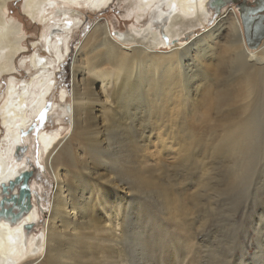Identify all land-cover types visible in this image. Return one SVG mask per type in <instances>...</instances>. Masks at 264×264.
<instances>
[{
  "label": "rangeland",
  "instance_id": "374dc122",
  "mask_svg": "<svg viewBox=\"0 0 264 264\" xmlns=\"http://www.w3.org/2000/svg\"><path fill=\"white\" fill-rule=\"evenodd\" d=\"M25 1L7 0L3 17L7 22H18L21 27L18 34L21 36V48L14 57V67L0 76V143L3 142V146L6 141L1 109L9 83L12 82L20 91L23 84L36 78L41 70L31 64L35 54L46 62L55 58L53 52L48 51L44 36L57 41L64 35L68 38L65 58L53 69L55 88L47 95L45 105L37 115H31L30 104L27 105L30 122L21 130L20 141L13 150V158L25 163V169H37L32 184L33 202L39 216L30 234L37 237L45 233L44 224L51 213L57 186L56 177L47 162L49 150L41 151L37 135L58 131L54 141L58 146L53 148L52 155L62 149L61 155L67 153L70 159L57 162L52 167L65 174L67 185L76 195L74 198L85 197L90 184L92 194L96 188L107 191L106 211L109 212L108 206L117 196L123 207L119 215V233L114 237L108 229H102V224L109 225L104 222L108 212L103 211L95 197V210L100 209L101 215L88 226H76L79 238L72 251L78 259L73 264H264V258H261L264 257V89H258L248 110H234L231 117L235 119L231 123L237 127L226 132L228 135L221 131L212 132L220 124L225 107L217 111L208 100L226 88L232 97L229 109L243 103L246 89L234 84L233 71L218 78L210 77L211 81L205 82L211 90L208 99L203 93L206 86L200 85V94L196 98L200 97L198 100L202 105L188 108L180 104L168 116H155V113L148 116L145 110L149 98L144 95L142 102L146 109L142 110L141 106L136 110L137 118L129 119L135 142L128 144L126 140H120L123 136L119 130L107 127L110 123L100 119L103 107L99 84L94 87L99 100L89 105L93 107L89 118L82 119L76 110L71 116L63 115L59 105L74 107L72 73L78 67V72L83 70L81 67H84L85 55L89 54L88 48L99 40L82 45L93 26L97 22L101 25L106 23L108 34L114 36L130 32L131 26L144 28L149 15L137 21L134 15L129 14L130 0H110L98 9L90 7L89 0H77L74 4L63 0H51L50 4L45 0L41 5L44 10L42 13L38 11L35 20L25 12ZM208 9V21L193 29V33L187 32L180 40L148 53V56H155V59L153 56L150 59L157 64L128 60L122 73L131 75L137 85H144L143 88L147 78L167 79L166 76L175 74L162 64V60L171 56L168 51L173 46L190 45L194 38L206 35L217 24L223 25L221 37L211 44L216 49L224 46V42L231 39V17L234 14L238 17V11L233 2L217 7L210 5ZM64 26H68L69 31ZM131 45L123 44L127 49ZM247 48L251 54L258 52L256 48ZM120 49L119 46L115 48L118 52ZM95 52L98 56L105 55L103 47ZM191 55H194L192 50ZM202 63L208 65L206 60ZM103 66L109 67L106 63ZM60 91L64 92V98H60ZM249 100L246 98V102ZM110 101L113 106L114 100ZM141 112L146 113L143 119ZM241 130L246 134H238ZM219 140V146L225 149L218 148L220 151H217ZM127 166L141 170L153 185L144 187L128 182L120 173ZM233 170L237 173V180L231 184L230 190L223 189ZM164 192L171 193L170 201L163 199ZM63 246L65 250L69 248L67 244ZM44 253L41 249L17 264H48ZM56 257L51 264L70 262Z\"/></svg>",
  "mask_w": 264,
  "mask_h": 264
},
{
  "label": "bare ground",
  "instance_id": "6f19581e",
  "mask_svg": "<svg viewBox=\"0 0 264 264\" xmlns=\"http://www.w3.org/2000/svg\"><path fill=\"white\" fill-rule=\"evenodd\" d=\"M6 1L0 0V76L4 72L13 69L14 57L21 48V36L18 35L21 33L20 25L13 20L7 22L3 18ZM43 1L45 2V0H26L23 8L29 16L35 19L37 18V14H39L38 11L41 10L40 13H42L44 10L43 6H41ZM64 1L73 4L77 2V0ZM109 1L89 0V3L90 7L98 9ZM219 1L223 3H219ZM229 1L212 0V3L221 6ZM49 2L51 4L52 1L49 0ZM212 3H210V0H130L129 6L131 8L129 9V14L134 15L137 21L147 14L149 15V19L142 29L131 26L130 32L114 36L108 34L106 23L101 25L97 22L84 38L82 45L84 47L87 46L89 41L97 38L99 40L88 48L89 54L85 55L84 67H81L83 72H78V68L80 67L77 66L78 70L75 67V71L72 73L74 107L72 109L71 106L69 108L67 105L60 104L61 114L71 116L72 111L76 110L82 119L89 118L91 116L90 111L93 108L89 105L92 101L99 100L98 92L96 93V89L94 90V87L99 84V92L101 94L99 95L101 96V106L103 107L101 121L109 122L110 126L107 127H114L119 130L123 136L120 138L121 141L126 140L128 144H134V129L129 119L133 120V118H137L136 110L141 109V106L142 110L146 109L142 102L144 95L149 98V104L145 110L148 116H152L153 113H155V116L157 114L168 116L170 111L180 104L188 108H196L202 105L198 100L200 97L196 98V95L200 94V85L206 86L203 93L206 99H208L211 90L208 85H205V82L207 80L211 81L210 77L218 78L224 73L227 74L228 71H233L234 84L246 89L247 94L245 93L243 103L229 109L232 97L230 91L226 88L221 90L214 98L208 100L209 105L217 111L225 107L223 114H221L222 119L220 124L212 132L221 131L225 135H228L226 132L233 131L237 127L231 123L235 119V117H231L234 110L238 112L248 110L249 104H253L250 101L255 97L258 89H264V38L256 48L258 52L251 54L247 48L248 46H245L246 42L238 18L239 16H236L237 14L231 17L233 19L229 23L231 39L225 41L224 46L216 49L211 44L216 38L221 37L222 24H217L215 27L209 29L206 35L194 38L195 40L191 41L192 43L190 42L191 44L189 43L190 45L188 46H173L168 51L170 52L168 54L171 56L162 60L163 67L165 66L167 69L175 71V74L166 76L167 79L159 81L152 77H146L147 81L145 88H143L142 86L144 85H137L131 75H126V72L122 73L126 69L125 66L128 60L135 63L144 61L151 65L157 64V61L154 62V60L150 59L152 56L155 59V56L153 54L152 56L151 54L148 56V53H152L158 47L167 45L170 42L180 40L187 32L193 33V29L208 21L210 14L208 8ZM57 20L59 21L60 19L57 18ZM66 29L68 30V28ZM54 31L58 30H52L51 32ZM43 38L48 51H52L55 58L46 62L45 59L35 54L31 58V64L34 68L41 70L36 78L29 83L23 84L20 91L14 87L12 82L9 83L6 90V99L1 109L2 126L5 129L4 141L6 142H4V146L3 142L0 143V187L1 184H7L8 180L14 179L19 172L27 168L25 167V163L17 162L13 158L14 147L20 141L21 130L30 122V114L37 115L42 111L47 95L52 93L53 88H55V81L53 80L55 72L53 69L65 58L68 49V38L65 35L63 39H58V41L52 40L47 36ZM126 43H132L129 49L123 46ZM118 46L121 48L120 53L115 50ZM101 47H103L104 56H98V53L95 52ZM191 50L194 52L193 56L191 55ZM74 59L76 60L75 57ZM204 60L208 62L207 66L203 65L202 62ZM103 63H106L109 67H104ZM46 64L49 65L50 70ZM182 68H184V71ZM214 68L217 72H213ZM123 75L125 76L123 77ZM130 77L131 79H127ZM60 92V98H64V92ZM246 98H250V100L246 102ZM110 99L114 100L113 106ZM28 104H30V114L27 109ZM146 113L141 112L142 119ZM242 133L246 134L242 130L238 134ZM57 136L58 131L50 133L41 132L37 135L41 151L49 150L47 162L51 167L53 175L56 177L57 185L53 194L52 210L44 224L45 233L37 237H33L30 234L39 216L38 208L35 206L36 203L33 202L34 189L31 180L30 208L14 222H10L9 219L0 216V264H17L20 261L31 258L35 255V252L41 249L45 251L44 255L46 254L45 258H47L45 261L48 264L53 263V259L57 254H61L59 256L62 258L69 259L70 262L64 264H73L78 259V255L72 251L74 250L73 245H76L79 238L76 226H88L94 219H99L101 215L100 209L99 211L97 208L95 210V197H97L98 205L104 209L103 211H106L105 205L108 201L106 197L107 191L96 188L93 191L95 194H92L89 184L86 188L88 194L86 192L85 197L81 198L77 196L74 198L76 195L72 193L70 187L67 185L65 174L62 175L59 169H53L52 166L55 163L70 159L67 153L61 155L62 149H60L59 153H56L54 156L52 155L53 148L58 146V144H54ZM218 142L217 146L220 145V140ZM215 143L217 142L215 141ZM217 146L216 149L224 148V146ZM219 149L217 151H220ZM32 170L35 172L37 169ZM64 171L66 172V170ZM120 173L131 184H142L144 187H151L153 185V181L143 176L141 170L139 171L135 166H127L123 170H120ZM236 178V171H231L228 179L225 178L227 180L224 182L225 187L223 189L227 188V190H230L231 184L234 180H237ZM81 184L83 185V182ZM75 189L78 191L77 188ZM86 189L83 186V192ZM16 190L14 188L11 192H17ZM1 195L0 191V198ZM162 196L166 202L172 199L169 192H164ZM111 205L108 206L109 212L106 211L108 212L106 221L103 220L109 223V225L107 227L105 224H102V229H108L110 234L116 237L118 236V227L121 223L119 215L123 207L118 196L114 197ZM25 224H32V227L27 230L24 228ZM70 236L71 239H67ZM68 242L72 244H68ZM64 244H67L69 248L65 250Z\"/></svg>",
  "mask_w": 264,
  "mask_h": 264
},
{
  "label": "water",
  "instance_id": "95a60500",
  "mask_svg": "<svg viewBox=\"0 0 264 264\" xmlns=\"http://www.w3.org/2000/svg\"><path fill=\"white\" fill-rule=\"evenodd\" d=\"M219 3H223L219 1ZM244 2L240 3L239 9V17L241 20V24L243 27L244 38L246 45L249 48H257L264 38V18L260 19V23H262L263 30L258 36H252L248 34L246 29L247 17L254 16L256 12L248 11L244 9ZM211 5V4H210ZM212 6V5H211ZM264 8V5L262 6ZM260 8L261 10L263 8ZM261 13V12H260ZM258 15V12H257ZM251 16V17H252ZM263 17V16H262ZM256 26H252L249 32L254 31ZM34 176V171L32 169H25L19 172L14 179L8 180L7 184H1V198H0V216H3L6 219H9L10 222H14L17 218H19L24 212H26L30 206V197H31V188L30 182L32 177ZM16 188L17 192H11ZM32 227V224H25L24 228L29 230Z\"/></svg>",
  "mask_w": 264,
  "mask_h": 264
},
{
  "label": "flooded vegetation",
  "instance_id": "af4514ba",
  "mask_svg": "<svg viewBox=\"0 0 264 264\" xmlns=\"http://www.w3.org/2000/svg\"><path fill=\"white\" fill-rule=\"evenodd\" d=\"M229 2H233L234 6L236 7L238 14L240 9V3L244 2V9H247L248 11H254L256 14L254 16L247 17V23H246V29L248 31V34H251L252 36H258L261 31L263 30V25L260 23V19L264 18V8L262 7L264 5V0H230ZM263 8L262 10L260 8ZM252 9V10H251ZM258 12V15H257ZM261 12V13H260ZM263 16V17H262ZM240 19V18H239ZM251 25L256 26L254 31H250L249 28H251ZM244 36V32H243Z\"/></svg>",
  "mask_w": 264,
  "mask_h": 264
},
{
  "label": "snow or ice",
  "instance_id": "6c2138e0",
  "mask_svg": "<svg viewBox=\"0 0 264 264\" xmlns=\"http://www.w3.org/2000/svg\"><path fill=\"white\" fill-rule=\"evenodd\" d=\"M210 3H212V0H210ZM213 7H217V5L215 3H212Z\"/></svg>",
  "mask_w": 264,
  "mask_h": 264
}]
</instances>
